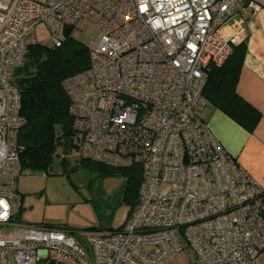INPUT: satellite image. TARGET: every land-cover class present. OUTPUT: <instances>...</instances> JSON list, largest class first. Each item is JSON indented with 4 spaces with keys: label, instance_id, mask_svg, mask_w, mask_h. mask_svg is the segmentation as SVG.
<instances>
[{
    "label": "built area",
    "instance_id": "built-area-1",
    "mask_svg": "<svg viewBox=\"0 0 264 264\" xmlns=\"http://www.w3.org/2000/svg\"><path fill=\"white\" fill-rule=\"evenodd\" d=\"M261 0H0V264H264V185L216 138L202 111L210 64L242 34L228 27ZM100 30L90 65L67 76L83 158L139 165V203L125 228L75 233L19 223L25 124L15 73L44 22L54 46L80 19ZM81 135V137L79 136Z\"/></svg>",
    "mask_w": 264,
    "mask_h": 264
},
{
    "label": "trees",
    "instance_id": "trees-1",
    "mask_svg": "<svg viewBox=\"0 0 264 264\" xmlns=\"http://www.w3.org/2000/svg\"><path fill=\"white\" fill-rule=\"evenodd\" d=\"M71 29L66 28V39L61 46L31 45L24 65L15 73L20 112L26 120L18 133L22 170L48 172L56 159L64 157V141L68 142L69 152L77 135L70 113V99L62 81L89 67L90 52L87 45L71 36ZM245 54L246 42L242 41L233 46L231 55L222 65L210 64L203 94L209 105L222 110L252 132L262 114L237 91ZM80 164L103 176H121L124 181L120 198L130 204L132 214L139 203L143 179L139 165L115 168L87 158L81 159Z\"/></svg>",
    "mask_w": 264,
    "mask_h": 264
},
{
    "label": "rangeland",
    "instance_id": "rangeland-1",
    "mask_svg": "<svg viewBox=\"0 0 264 264\" xmlns=\"http://www.w3.org/2000/svg\"><path fill=\"white\" fill-rule=\"evenodd\" d=\"M35 34L37 43L53 46L51 31L44 22L36 25ZM71 36L90 46L99 42L101 30L89 19L82 18L72 27ZM79 145L80 141L74 139L70 151L56 159L48 172L21 171L17 180L22 196L20 224L61 226L75 233L125 228L131 206L120 198L124 179L103 176L82 166ZM258 261L264 262V251ZM193 262L194 254L185 246L172 264Z\"/></svg>",
    "mask_w": 264,
    "mask_h": 264
},
{
    "label": "crops",
    "instance_id": "crops-1",
    "mask_svg": "<svg viewBox=\"0 0 264 264\" xmlns=\"http://www.w3.org/2000/svg\"><path fill=\"white\" fill-rule=\"evenodd\" d=\"M261 2L256 15L246 7L239 8L228 21V27L241 33L246 42L237 91L261 112L262 118L252 132L209 104L203 109L202 118L240 166L264 185V0Z\"/></svg>",
    "mask_w": 264,
    "mask_h": 264
},
{
    "label": "water",
    "instance_id": "water-1",
    "mask_svg": "<svg viewBox=\"0 0 264 264\" xmlns=\"http://www.w3.org/2000/svg\"><path fill=\"white\" fill-rule=\"evenodd\" d=\"M67 145H68V142H67V140H65L64 143H63V149H64L63 153L64 154H67L68 153Z\"/></svg>",
    "mask_w": 264,
    "mask_h": 264
}]
</instances>
